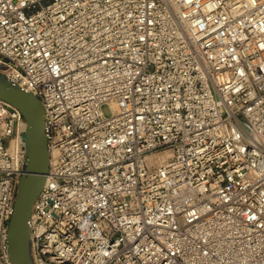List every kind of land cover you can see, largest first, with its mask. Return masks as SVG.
Returning <instances> with one entry per match:
<instances>
[{"label": "built area", "instance_id": "obj_1", "mask_svg": "<svg viewBox=\"0 0 264 264\" xmlns=\"http://www.w3.org/2000/svg\"><path fill=\"white\" fill-rule=\"evenodd\" d=\"M0 73L45 111L34 264H264V0H0ZM25 130L0 99V264Z\"/></svg>", "mask_w": 264, "mask_h": 264}, {"label": "water", "instance_id": "obj_2", "mask_svg": "<svg viewBox=\"0 0 264 264\" xmlns=\"http://www.w3.org/2000/svg\"><path fill=\"white\" fill-rule=\"evenodd\" d=\"M0 99L16 107L26 122V130L20 137L26 160L19 178L13 215L9 223V257L12 264H34L30 244V219L49 172L44 106L40 98L14 84L2 73Z\"/></svg>", "mask_w": 264, "mask_h": 264}, {"label": "bare ground", "instance_id": "obj_3", "mask_svg": "<svg viewBox=\"0 0 264 264\" xmlns=\"http://www.w3.org/2000/svg\"><path fill=\"white\" fill-rule=\"evenodd\" d=\"M169 157H170V153L169 152H163L159 156L152 157V161H154L156 163H160V162L166 161Z\"/></svg>", "mask_w": 264, "mask_h": 264}, {"label": "rangeland", "instance_id": "obj_4", "mask_svg": "<svg viewBox=\"0 0 264 264\" xmlns=\"http://www.w3.org/2000/svg\"><path fill=\"white\" fill-rule=\"evenodd\" d=\"M102 111H103L104 116H106V117H109L112 114V110H111L109 105H105L102 108Z\"/></svg>", "mask_w": 264, "mask_h": 264}]
</instances>
